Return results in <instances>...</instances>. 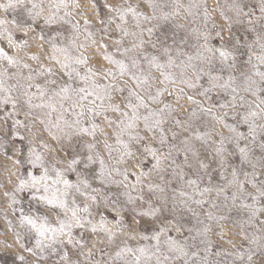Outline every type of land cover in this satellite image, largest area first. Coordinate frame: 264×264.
Wrapping results in <instances>:
<instances>
[{
	"label": "snow or ice",
	"instance_id": "obj_1",
	"mask_svg": "<svg viewBox=\"0 0 264 264\" xmlns=\"http://www.w3.org/2000/svg\"><path fill=\"white\" fill-rule=\"evenodd\" d=\"M103 7L0 2L19 264H264V0Z\"/></svg>",
	"mask_w": 264,
	"mask_h": 264
},
{
	"label": "rangeland",
	"instance_id": "obj_2",
	"mask_svg": "<svg viewBox=\"0 0 264 264\" xmlns=\"http://www.w3.org/2000/svg\"><path fill=\"white\" fill-rule=\"evenodd\" d=\"M4 2V0H0ZM82 8L86 10L87 15L90 19L95 20L96 17L93 16V9L99 11L101 15L104 14V3L105 0H79ZM108 3H116L118 0H107ZM209 6L211 7L214 3V0H208ZM77 11H80L79 9ZM5 13L0 10V16H4ZM8 18H11L9 16ZM77 19H82L81 16H77ZM179 22L187 23L183 17L178 18ZM219 20V16L217 15ZM19 38V37H18ZM33 51L36 49L33 48ZM32 63V61H29ZM98 62V61H94ZM3 116V112L0 111V117ZM15 130L12 129L11 118H9L8 123L0 126V264H19L18 258L16 256L17 252H23L24 255L29 257V260L34 259L32 254L23 251L20 248V241L15 239V229L13 225H18L17 217L19 215L18 209L20 207H25L27 211V197L23 194L18 195V199H21L23 202L15 206L11 205L9 197L4 195L6 190H10L13 187V184L16 181V168L18 166L13 165L12 160L10 159L11 152L7 154L4 151V145L8 144L10 140H15L17 144L20 143L19 138L15 136ZM23 135V132H21ZM23 169H21L22 171ZM10 222V223H9ZM226 230L230 228V225H225ZM22 234V230H21ZM225 239L217 240V237H213V240H216L218 243H223L225 247H229L225 243ZM238 239V238H236Z\"/></svg>",
	"mask_w": 264,
	"mask_h": 264
}]
</instances>
